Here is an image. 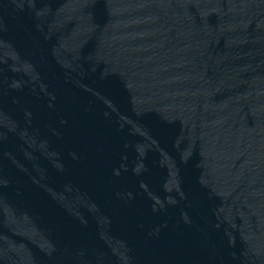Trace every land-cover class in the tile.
Here are the masks:
<instances>
[{"label":"water","instance_id":"95a60500","mask_svg":"<svg viewBox=\"0 0 264 264\" xmlns=\"http://www.w3.org/2000/svg\"><path fill=\"white\" fill-rule=\"evenodd\" d=\"M0 264H264V0H0Z\"/></svg>","mask_w":264,"mask_h":264}]
</instances>
